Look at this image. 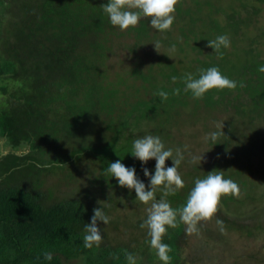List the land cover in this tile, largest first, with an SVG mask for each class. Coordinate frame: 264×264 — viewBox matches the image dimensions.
<instances>
[{"label":"trees","instance_id":"trees-1","mask_svg":"<svg viewBox=\"0 0 264 264\" xmlns=\"http://www.w3.org/2000/svg\"><path fill=\"white\" fill-rule=\"evenodd\" d=\"M107 2L0 0V78L17 85L12 115L0 121V264H128L126 253L136 264H163L148 229L140 227L147 205L136 203L135 191L120 187L107 168L117 160L134 167L149 190L143 169L155 167L131 155L133 141L137 134L159 136L174 157L178 140L190 134L180 131L188 115L207 124L193 138L205 160L184 174L179 168L189 176L182 178L185 187L166 197L158 188L157 200L181 208L195 180L213 170L224 171L241 194L223 197L217 214L201 221L195 234L186 235L178 218L163 237L171 264H264V72L258 71L264 65V0H180L164 32L146 17L121 31L101 8ZM220 35L229 37L230 47H209ZM164 43L175 50L173 60L159 52ZM211 67L237 88L200 99L185 91L186 73L198 78ZM161 90L166 100L156 95ZM218 111L225 112L221 121ZM152 122L153 132L143 134ZM222 131L213 142L210 134ZM67 140H77V148L61 154V163L89 158L92 172L83 186L55 199L41 182L24 181L23 170L38 177L50 165L40 157L56 155ZM99 207L110 221L97 222L103 240L88 249L85 225ZM45 252L53 258L44 259Z\"/></svg>","mask_w":264,"mask_h":264},{"label":"clouds","instance_id":"clouds-1","mask_svg":"<svg viewBox=\"0 0 264 264\" xmlns=\"http://www.w3.org/2000/svg\"><path fill=\"white\" fill-rule=\"evenodd\" d=\"M180 0H108L102 6L103 11L108 15L113 26H118L121 31L136 27L142 17L150 18L152 28L164 32L170 31L175 20L176 7ZM208 46L214 50L221 47L229 48L230 39L227 35H220L213 41H208ZM159 45H155V48ZM174 50V49H173ZM264 72V65L258 68ZM173 77V81H175ZM185 91H191L196 99L203 98L205 94L214 90H235L237 82L229 79L221 73L218 67H211L201 70L198 78L191 73L184 76ZM240 87H244L243 82ZM180 90L174 89L173 94L179 95ZM163 100L168 98V93L161 90L156 93ZM223 128V125H222ZM222 132H213L210 137L213 142L217 140ZM132 156L142 164H147L150 160H155V173L150 174L147 168L143 169L144 176L150 179V190H146L145 184L137 177L135 168L126 167L120 160L112 162L107 168V172L114 177L120 187L134 190L136 200L147 208V219L140 225L141 228L148 229L150 246L156 250V254L163 264H171V247L163 242V237L167 234L168 228H176L177 221L186 225V235H192L199 231L198 225L201 221H210L218 212L221 200L225 196L239 198L241 192L239 185L230 178H225L224 171L213 170L204 178L195 180L186 203L178 209H174L170 202L163 197L156 198V190L163 189V196L175 195L176 191L185 187L184 181L179 172V165L183 161V154L177 150L176 158L173 159V150L166 149L164 142L159 136L146 135L133 141ZM171 159L173 166L166 167V161ZM202 157H194L193 162ZM94 215L91 223L85 225V235L83 237L84 247L91 249L99 247L103 236L97 222L101 221L107 225L110 217L105 214L102 207L93 210ZM217 224L223 230V221L217 220ZM44 259L51 260L52 253L45 252ZM128 264H136L135 256L126 253Z\"/></svg>","mask_w":264,"mask_h":264},{"label":"rangeland","instance_id":"rangeland-1","mask_svg":"<svg viewBox=\"0 0 264 264\" xmlns=\"http://www.w3.org/2000/svg\"><path fill=\"white\" fill-rule=\"evenodd\" d=\"M219 1L220 0H216ZM168 36L165 35L164 38H167ZM159 52L169 58H171L172 60L174 59V57L176 56L175 54V50H173V48L168 45V43H164L162 45L159 46ZM138 83V82H137ZM139 84V83H138ZM17 87V85H14V80L12 78L10 79H6L3 80V78H0V121L5 117L12 115L13 112V103H12V97H14V91ZM1 88H4V90L6 91V96L3 95V93L5 91H2ZM15 98V97H14ZM205 116V114H204ZM217 117V121H221L223 119V117H225V112H219L215 115V118ZM196 116H192V115H188L187 117H185L184 119V123L182 125H180L181 127V132L185 131H189V133H184L187 135V137L185 138L186 141H184L185 139H183V133L178 136V139H183V140H178L181 142V146L178 149L182 154H183V161L181 162V164L179 165V168H181L182 174H184L187 170H191L190 168H192L195 164H199L200 160L197 159L195 162H193V158L194 157H202L203 156V160L204 159V155H203V151L199 150V145L200 143L198 142L196 144V142L194 141L196 138L194 136L195 131H198V128H201L203 125H207L206 123H201L200 125L198 124L199 122H196ZM1 123V122H0ZM154 125H156V123L154 124L153 122L149 124L148 126H144L141 128L143 134L145 132H147L148 130L150 131L149 134H151L153 132L154 129ZM215 130V129H214ZM91 135V134H89ZM147 134H144L143 136H146ZM74 136V134H73ZM142 137V136H141ZM191 137V138H190ZM137 138H140V135L137 134ZM195 138V139H193ZM84 140V138H83ZM86 140V139H85ZM202 140V139H201ZM68 141V140H67ZM71 142V143H70ZM77 143V140L75 142L68 141L65 142L64 145H61L58 153L56 155L53 154L52 157L50 156H44V157H40V160L38 159V162L40 163H49L50 165L46 166L45 171L40 172L39 176L37 177L36 175L30 174V171L28 170L27 166L25 167V173H26V179H23L24 181L26 180H30L33 182L32 185H35L37 182H41L42 186L40 189L43 188V190L46 191V193H53V197L56 199H60V192L63 193L65 192L67 189L69 188H73L74 190H76L79 185H84L85 181L87 180V177L91 174L92 172V162L89 161V158H83L80 160H77V158L73 157L70 160L61 163V159L60 156L61 154H70V150L77 148L75 145ZM183 144V145H182ZM196 145V146H195ZM207 148V147H206ZM62 149V150H60ZM18 154H20L18 152ZM230 157V156H228ZM173 159L176 158V154L174 155V157H172ZM87 161L89 162V164L87 163ZM149 163L152 164L153 167H155L156 161L155 160H150ZM172 161L171 159L166 161V167H172ZM200 168H202V164L198 165ZM200 170V169H199ZM150 174L154 175L155 173V169L149 170ZM181 174L182 178H189V176L184 177ZM39 180H38V179ZM34 181L36 183H34ZM23 182V181H21ZM146 182L147 184L150 183V179L146 178ZM26 183V182H25ZM150 190V185L149 188ZM44 191V193H45ZM45 197L47 196L46 194L44 195ZM136 200V199H135ZM136 203H141L140 201H135ZM137 204V205H139ZM143 204V203H142ZM133 204H131L132 206ZM136 204H134V207L137 206ZM140 207V206H139ZM150 207V205H147L146 208ZM140 210V209H138ZM216 249V248H215ZM71 264H79L78 262H71Z\"/></svg>","mask_w":264,"mask_h":264},{"label":"crops","instance_id":"crops-1","mask_svg":"<svg viewBox=\"0 0 264 264\" xmlns=\"http://www.w3.org/2000/svg\"><path fill=\"white\" fill-rule=\"evenodd\" d=\"M4 154L6 155L7 154V152H4ZM18 154V153H17Z\"/></svg>","mask_w":264,"mask_h":264}]
</instances>
